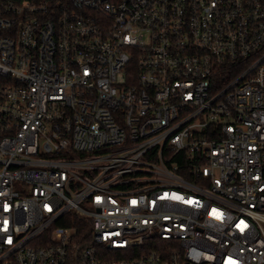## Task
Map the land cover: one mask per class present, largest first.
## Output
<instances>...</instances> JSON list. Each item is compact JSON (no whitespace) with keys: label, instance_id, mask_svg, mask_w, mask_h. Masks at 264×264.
Masks as SVG:
<instances>
[{"label":"built area","instance_id":"1","mask_svg":"<svg viewBox=\"0 0 264 264\" xmlns=\"http://www.w3.org/2000/svg\"><path fill=\"white\" fill-rule=\"evenodd\" d=\"M0 264H264V0H0Z\"/></svg>","mask_w":264,"mask_h":264}]
</instances>
